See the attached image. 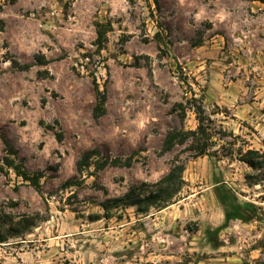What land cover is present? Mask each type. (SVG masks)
I'll use <instances>...</instances> for the list:
<instances>
[{
    "label": "rangeland",
    "instance_id": "1",
    "mask_svg": "<svg viewBox=\"0 0 264 264\" xmlns=\"http://www.w3.org/2000/svg\"><path fill=\"white\" fill-rule=\"evenodd\" d=\"M92 150L108 165L78 172ZM250 150L264 153L263 1L0 0V264H264ZM179 166L168 203L102 209Z\"/></svg>",
    "mask_w": 264,
    "mask_h": 264
},
{
    "label": "trees",
    "instance_id": "2",
    "mask_svg": "<svg viewBox=\"0 0 264 264\" xmlns=\"http://www.w3.org/2000/svg\"><path fill=\"white\" fill-rule=\"evenodd\" d=\"M263 1L264 0H260ZM103 24L97 23L96 24V45L98 48H101L103 43L105 42L106 33L109 30L103 29ZM26 68V66H25ZM104 102L105 97L102 93L97 91V103L94 107V116L98 117L104 112ZM205 134L204 128L199 125L198 128L195 131H170L164 138L163 141V148L164 150H171L175 144L177 143H183L190 137L196 138L197 136L203 137ZM60 138V136H58ZM199 140V138H196ZM10 154H15L12 150L9 148ZM205 151V148H201L198 152V155H203ZM99 153L95 150L88 151L84 153L79 160L76 162V170L78 172H81L82 169L90 167L93 165L95 169L100 170L103 169L106 165H108L106 160H95V157H98ZM94 161V162H92ZM242 161L248 165L251 169L260 170L264 168V153H258L255 150H250L246 152L244 156H242ZM3 164L13 170L16 176L20 177L24 181H28L32 186L37 187L39 183V179L41 178V173H29L23 165L15 164L14 160L10 159L9 157L4 158ZM113 164H118L117 162H113ZM1 169V168H0ZM183 170L182 166L176 167L172 169L165 177H163L160 181H158L154 187L156 190H152L148 196H145L144 198H141L140 194L138 192H135L136 189L130 190L127 194L120 198H115L112 200L105 201L101 206L102 209L106 214L109 213L111 208H117L119 206L123 207H131L134 205H144L146 208L148 206L156 204V202H161L162 205L168 203L169 199H171V193H169L167 190L170 187V185L174 181H178L179 178H181V172ZM70 182H67V184ZM180 183V182H179ZM162 197V198H161ZM221 203H224L223 200L220 201ZM161 207V206H159ZM164 207V206H163ZM247 209H244L245 211L241 212L239 206H234L231 209H226L224 212V220L226 223H228L231 220H240L241 222H249L253 218H255V208L251 204L247 206ZM251 209V210H249Z\"/></svg>",
    "mask_w": 264,
    "mask_h": 264
}]
</instances>
